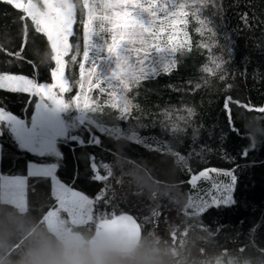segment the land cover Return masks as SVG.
<instances>
[{"label":"trees","instance_id":"obj_1","mask_svg":"<svg viewBox=\"0 0 264 264\" xmlns=\"http://www.w3.org/2000/svg\"><path fill=\"white\" fill-rule=\"evenodd\" d=\"M216 5L208 15L219 33L212 53L222 62L221 68L215 69L207 58L210 54L198 47L205 38L192 22L191 51L178 54L170 74L160 73L133 90L130 96L138 108L131 117L120 120L111 109L99 116L92 126L102 141L99 146L81 147L63 140L57 146L62 158H37L16 148L9 136L0 137L4 144L0 171L26 178L24 209L2 199L0 182V264H60L68 258L62 240L44 219L57 201L52 183L26 174L28 162L41 159L57 163L61 181L90 197L108 187L111 204L98 203L91 221L76 225L86 245L97 225L113 218L104 212L116 210L138 218L137 244L102 257L108 264H264V116L246 110V106H264V0H216ZM19 17L18 11L0 2V70L35 78L38 67L40 78L49 80L51 52L42 36L30 30L23 52L35 64L5 54L4 50L20 48ZM109 62L104 61L105 69ZM205 65L215 70L213 75L203 71ZM66 71L78 78L76 65L69 64ZM0 103L25 119L34 110L26 95L0 92ZM189 107L196 115L186 124L178 117L187 118ZM173 125H178L177 130ZM90 155L101 171L104 162L111 165L110 181L91 179ZM213 168L236 175L235 203L210 206L201 215L187 205L198 206L193 200L196 189L187 182L191 174ZM198 187L205 195V183Z\"/></svg>","mask_w":264,"mask_h":264},{"label":"snow or ice","instance_id":"obj_2","mask_svg":"<svg viewBox=\"0 0 264 264\" xmlns=\"http://www.w3.org/2000/svg\"><path fill=\"white\" fill-rule=\"evenodd\" d=\"M0 2L20 13L23 30L19 50H4L7 56L35 64V61H27L23 56L30 30L44 38L51 52L49 80L40 78L38 67L34 68L35 78L0 70V92L26 95L31 98L29 107L34 105L30 118L25 119L0 103V137L9 136L16 148L37 158H62L57 146L63 140L78 143L81 147L99 146L102 141L92 130L99 116L106 114L105 109H111L118 113L120 120L131 117L133 109L138 108L130 96L133 90L160 73L170 74L177 66L178 54L191 51L192 22L199 25L195 31L205 38V42L198 47L210 54L207 58L215 69L221 68L222 62H217L212 53L219 33L208 15L210 9L217 7L216 0H83L82 4L79 0ZM242 19L247 22L246 17ZM98 45L102 50L95 55ZM109 58L107 68L102 71L104 61ZM69 64L78 67V78L68 75ZM203 71L213 75L215 70L205 65ZM195 88L199 89L200 85L196 84ZM246 110L264 116V106H246ZM187 113V118L178 117L186 124L192 118L190 108H187ZM90 116L95 119H90ZM78 126L79 131H70ZM177 128L178 125H173V130ZM99 131L107 129L100 128ZM3 148L4 144L0 143V152ZM173 154L181 161L184 159L178 153ZM88 164L94 182L103 184L113 178L108 162H104L101 171L90 155ZM58 167L57 163L43 159L29 161L26 174L30 178L45 177L54 188L78 198L77 201H70L72 206L69 211L92 212L97 209L98 203L111 204L106 195L107 186H102L94 197H90L75 186L69 188L63 183L57 175ZM210 172L228 179L223 186L226 194L214 199L211 204H187L201 215L210 206L235 203L232 193L237 177L230 170L221 172L213 168L191 174L187 182L190 189L195 190L197 181L207 179ZM8 179L10 177L0 171V182ZM187 199L190 201L191 197ZM109 214L114 223L138 222V218L130 213L116 210L104 212L105 216ZM153 215L157 213L154 211Z\"/></svg>","mask_w":264,"mask_h":264},{"label":"rangeland","instance_id":"obj_3","mask_svg":"<svg viewBox=\"0 0 264 264\" xmlns=\"http://www.w3.org/2000/svg\"><path fill=\"white\" fill-rule=\"evenodd\" d=\"M99 48L96 49L95 55L99 54ZM102 50V49H101ZM110 61L109 59H106ZM105 67L101 70L103 71ZM75 94V93H74ZM75 118L73 117V120ZM68 123H71L70 121ZM70 131L76 132L75 129H71ZM10 177V179L1 182L2 190L1 197L3 200H8L20 208H25V175H6ZM200 181L202 183H200ZM197 181V184L205 183L206 189H208L204 195L203 192H200V189L197 185L196 193L193 195V200L195 204L200 205L203 203H208L209 201H213L214 199H218L223 197L226 193H224L223 186L228 182V179L223 177L222 175H210L207 179H201ZM68 186V185H67ZM71 188L70 186H68ZM198 188V189H197ZM53 193L57 197V201L55 203V207L51 208L47 211L44 219L49 229L52 230L63 242L64 244V254L69 258L70 256H74L78 254L82 248L89 247V245L85 244L86 240L82 235V232L76 227V225L81 223H86L91 221V212L85 210L83 212L80 211H69L72 204L70 201H77L78 198L72 197L70 193H64L62 190L58 188H54L52 185ZM204 195V196H203ZM203 196V197H202ZM90 207V206H87ZM26 255L30 256V251H26ZM42 254V253H41ZM40 254L37 258L40 259Z\"/></svg>","mask_w":264,"mask_h":264},{"label":"water","instance_id":"obj_4","mask_svg":"<svg viewBox=\"0 0 264 264\" xmlns=\"http://www.w3.org/2000/svg\"><path fill=\"white\" fill-rule=\"evenodd\" d=\"M140 225L137 221L127 223L113 222V218L101 221L89 239V249L95 248L100 241L111 242L115 250L128 251L138 242Z\"/></svg>","mask_w":264,"mask_h":264},{"label":"clouds","instance_id":"obj_5","mask_svg":"<svg viewBox=\"0 0 264 264\" xmlns=\"http://www.w3.org/2000/svg\"><path fill=\"white\" fill-rule=\"evenodd\" d=\"M192 117L196 115L195 108L189 107ZM115 251L114 245L109 241H100L93 249H82L78 254L70 256L60 264H108L102 257L110 256Z\"/></svg>","mask_w":264,"mask_h":264}]
</instances>
